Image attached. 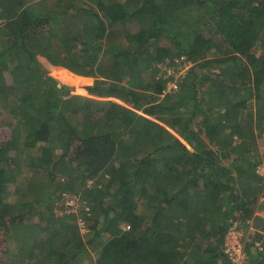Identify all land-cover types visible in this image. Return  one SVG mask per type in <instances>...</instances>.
Here are the masks:
<instances>
[{"label":"trees","instance_id":"16d2710c","mask_svg":"<svg viewBox=\"0 0 264 264\" xmlns=\"http://www.w3.org/2000/svg\"><path fill=\"white\" fill-rule=\"evenodd\" d=\"M1 132L0 235L38 230L9 264L225 263L264 208V0H0Z\"/></svg>","mask_w":264,"mask_h":264},{"label":"rangeland","instance_id":"374dc122","mask_svg":"<svg viewBox=\"0 0 264 264\" xmlns=\"http://www.w3.org/2000/svg\"><path fill=\"white\" fill-rule=\"evenodd\" d=\"M99 64H108L107 60L105 57H102L100 58L99 60ZM44 69L47 71L46 74H43L45 77L47 76H50L52 77L53 79H56V80H61L62 82H67L70 84L68 85L67 83V86L71 87V90H77V88H81L83 86H86V85H93V88H94V78H90L88 80L87 79H84L83 76H73L74 77H71L66 79L60 77V75H58L62 69H50L47 64H44ZM191 67L190 64H187L183 59H179V60H174L172 63L170 61H164L163 63H160L158 64V70L156 72V76L161 79V78H166V77H171L172 76V79L171 81L167 82L166 84V88H165V93H170L171 91L172 92H175L177 89H178V84H177V81H178V78L181 79L185 73L189 70V68ZM26 69H24L22 72H23V75L26 74L25 72ZM70 73V72H69ZM71 74V73H70ZM28 76L29 73H28ZM83 78V79H82ZM43 80V79H41ZM170 85H176V89H173L171 88ZM170 86V89H168V87ZM74 89H73V88ZM74 90V92H76ZM166 95V94H165ZM82 96V95H81ZM97 96V98H96ZM84 98H87V99H93V100H105V101H112V102H116V103H119V104H122V105H126L124 104V102L120 101L119 99L117 98H114V97H111L113 99H108V98H105V99H101L102 96L100 95H94L93 97H86V96H83ZM105 97V96H103ZM117 100V101H116ZM151 119V118H150ZM3 130V128H1ZM0 136L1 138L4 137L5 135L3 134V132L0 133ZM264 140V137H262L261 139L258 140V146L260 147V143ZM98 189V188H96ZM96 191V190H95ZM260 216V214H259ZM255 222H258L257 220ZM33 224L30 223V227H26V226H23L21 228H18L19 230H15L7 236L5 235L4 233L1 234V242H0V264H9L10 261H9V257L11 252L15 250V248H20L21 249V252H19V250H17L16 252L20 254V256L18 257V261L20 260L21 262L24 263V261L26 260L28 262V258L25 257L24 255L27 254L25 253L26 249L27 248H32L33 247V241L32 238L34 236H36V234L38 233V230H35L34 228L32 229ZM128 226L124 225L123 226V229H127ZM13 229V228H12ZM10 251V252H9ZM8 252V253H7ZM25 253V254H24ZM6 262V263H5ZM29 263H32V262H29Z\"/></svg>","mask_w":264,"mask_h":264},{"label":"built area","instance_id":"2783aa9c","mask_svg":"<svg viewBox=\"0 0 264 264\" xmlns=\"http://www.w3.org/2000/svg\"><path fill=\"white\" fill-rule=\"evenodd\" d=\"M46 72L43 64H35L28 73L34 82H40ZM170 86L176 89V85ZM260 149L264 150V140L260 143ZM257 173L263 177L262 194L258 199V206H262L264 204V163L257 169ZM67 204L72 205V202L68 201ZM256 220L258 222H255ZM222 253L226 261L219 264H248L249 258H264V208H257L243 226L235 223L226 231L223 236ZM256 264H264V262L257 261Z\"/></svg>","mask_w":264,"mask_h":264},{"label":"bare ground","instance_id":"6f19581e","mask_svg":"<svg viewBox=\"0 0 264 264\" xmlns=\"http://www.w3.org/2000/svg\"><path fill=\"white\" fill-rule=\"evenodd\" d=\"M180 59H183L184 60V58H180ZM187 64H189V63H187ZM264 163V160L262 161V163L257 167V169L259 168V167H261V165ZM257 169H256V174L261 178V179H263V177L262 176H260L258 173H257ZM264 258H258V259H256V258H254L253 259V263L254 264H256V262L257 261H259V262H264V260H263ZM248 264H250V262H249V259H248Z\"/></svg>","mask_w":264,"mask_h":264}]
</instances>
